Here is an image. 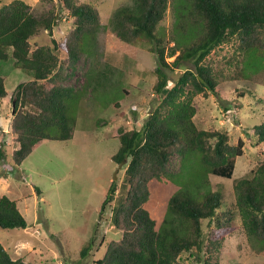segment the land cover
Masks as SVG:
<instances>
[{
  "label": "trees",
  "instance_id": "trees-1",
  "mask_svg": "<svg viewBox=\"0 0 264 264\" xmlns=\"http://www.w3.org/2000/svg\"><path fill=\"white\" fill-rule=\"evenodd\" d=\"M188 1L177 20L186 36L183 43L174 39L170 47L163 32L157 30L168 0H132L131 5L118 8L112 15L111 30L121 42L152 44L150 51L157 59L153 92L158 101L141 129L119 128L116 135L119 147L111 160L117 164L125 160L123 194L115 198L117 184L112 181L100 212L110 207L111 222L120 237L108 241L103 255L92 264H221L223 242L236 230L221 219L222 192L201 190L191 181L165 195L164 213L152 206L151 184H175L171 168L174 157L182 164L195 154L203 171L231 179L236 158L243 154L241 139L233 144L228 131L201 129L194 122L195 96L217 93L219 75L207 61L208 55L222 45H233L245 67H264V0ZM50 4L51 9L39 17L31 14L22 0L0 7V62L12 59L14 67L29 76L10 97L14 101L10 132L18 146L6 154L4 143H0V159L9 155L14 166H20L44 140L72 137L75 118L70 111L82 92L65 82L96 44L100 25L96 9L75 0H58L62 14ZM64 16L72 23L68 33L61 40L52 38L50 44L33 48L30 40L42 29L52 34ZM177 51L172 62L166 61ZM185 60H192L194 69L182 72L169 86L167 70H174ZM60 64L70 72L59 70ZM92 81L85 78L83 89L90 90ZM94 85L96 89L102 84L96 79ZM6 96V80L0 75V103ZM252 131L257 143H264V121ZM234 192L244 231L250 239L264 243V157L251 178L235 182ZM26 226L17 202L2 194L0 228ZM91 247L92 242L84 245L81 256ZM0 264L32 263L13 259L0 243Z\"/></svg>",
  "mask_w": 264,
  "mask_h": 264
},
{
  "label": "rangeland",
  "instance_id": "rangeland-1",
  "mask_svg": "<svg viewBox=\"0 0 264 264\" xmlns=\"http://www.w3.org/2000/svg\"><path fill=\"white\" fill-rule=\"evenodd\" d=\"M13 0H0V7ZM35 17L51 9V2L60 11L58 0H22ZM97 10L100 25L91 55L78 62L65 84L82 92L78 104H73L75 118L73 135L66 141L44 140L20 166H14L7 155L0 159V196L6 194L17 202L27 222L26 228H0V243L13 259L21 258L32 264H92L100 258L105 245L120 237L111 222L110 207L100 212L105 191L112 181L117 184L115 198L123 194L124 166L116 172L117 163L111 156L119 147L116 136L119 128L141 129L158 101L153 92L157 59L147 41L135 45L121 42L113 33L110 21L113 13L132 0H75ZM188 0H168V7L157 30L163 32L168 46L177 39L183 43L186 32L177 20ZM63 14V11H60ZM72 27L71 20L61 17L52 34L41 30L30 41L33 48L61 40ZM187 30V27H185ZM175 39V41H174ZM61 58L63 55L58 52ZM179 54L167 56L172 62ZM218 73L217 93L197 94L194 122L198 128L228 131L231 143L244 142L243 154L236 158L231 179L206 173L195 154L185 163L173 158L174 183L151 184L152 206L165 212V195L191 181L195 186L220 190L223 195L221 219L235 226L226 237L220 254L221 264H261L264 262V243L250 239L244 231L235 207L234 184L238 179L251 178L256 165L264 157V143H257L253 126L264 121V67L253 70L245 67L233 45H222L207 57ZM187 69H194L192 60H185L167 70L172 86ZM59 70H70L60 64ZM0 75L6 80L7 96L0 103V143L6 154L17 148L10 132L12 118L11 95L15 87L29 79L14 67L12 59L0 62ZM94 77V78H93ZM86 79L102 84L83 89ZM86 86V85H84ZM188 185V184H187ZM193 188L192 186L190 187ZM208 231L207 221L203 222ZM88 242L92 247L85 256L81 249Z\"/></svg>",
  "mask_w": 264,
  "mask_h": 264
},
{
  "label": "water",
  "instance_id": "water-1",
  "mask_svg": "<svg viewBox=\"0 0 264 264\" xmlns=\"http://www.w3.org/2000/svg\"><path fill=\"white\" fill-rule=\"evenodd\" d=\"M14 114V101L12 102V115ZM125 163V160L121 161L120 163H118L117 167L115 168V172H114V179L116 178V172L119 168L122 167V165Z\"/></svg>",
  "mask_w": 264,
  "mask_h": 264
}]
</instances>
